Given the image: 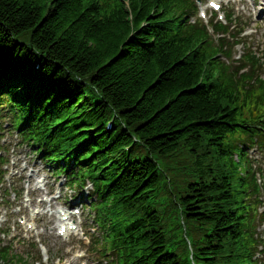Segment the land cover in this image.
Returning a JSON list of instances; mask_svg holds the SVG:
<instances>
[{
    "label": "trees",
    "instance_id": "1",
    "mask_svg": "<svg viewBox=\"0 0 264 264\" xmlns=\"http://www.w3.org/2000/svg\"><path fill=\"white\" fill-rule=\"evenodd\" d=\"M193 7L0 0V78L19 84L0 80L7 102L40 96L33 106L55 115L22 138L94 183L112 264H189L186 239L195 264H253L261 244L258 187L241 177L250 165L235 144L261 140L264 80L214 59L223 41L180 24ZM0 264H13L8 249Z\"/></svg>",
    "mask_w": 264,
    "mask_h": 264
},
{
    "label": "rangeland",
    "instance_id": "2",
    "mask_svg": "<svg viewBox=\"0 0 264 264\" xmlns=\"http://www.w3.org/2000/svg\"><path fill=\"white\" fill-rule=\"evenodd\" d=\"M231 1L238 7L239 13L233 9V12L239 16L240 22H238V27H240L242 23L249 27L248 29L253 30V28L257 27L254 25L257 21L254 18H256L258 14L254 7L264 4V0H256L254 6L249 7L244 3V0ZM230 4L228 0L223 1V9L225 10ZM236 6H234V8H236ZM207 18L208 16L206 15V19ZM252 35L251 38L246 40L248 46L262 53L264 56V30L258 29ZM241 53L242 47L239 46L235 49L234 57ZM252 153L253 152H251V154ZM7 158H9L10 161V166H8L9 171L17 176L15 177V185L10 181L11 186L8 192L12 194V198L16 191H21L20 201H11V198L9 199V207L17 205L21 209L20 213H18L19 209L14 207L13 212L15 214L18 213V215L22 214L16 219L13 218L9 223V237L7 240L12 238L10 242L15 253L20 255L22 253L29 254V258L24 259L27 260V264H93V257L88 252L86 243L81 242L82 234L85 233V228L88 226L85 219L83 218L82 221L84 224L78 223L79 227L75 233L57 238L58 236L56 230L53 229V224H57L58 222L55 217V211L57 207L60 206L62 199L56 200L55 193L50 196L48 194L50 189L47 188L48 186L53 187L54 182L50 179L48 181L44 177L38 179L39 171H43V169L40 166L35 168L31 160V155L22 153L21 149L12 148ZM43 172L46 174L45 171ZM19 179H23V182L20 184L18 183ZM7 187L9 188L8 184ZM63 192L66 194V200H68V196L71 194L70 191L64 189ZM6 212L7 210L3 206H0V225H2L7 218ZM84 214H87V211H84ZM40 216H44V218H40ZM15 222L19 223L21 226L19 227ZM52 229L54 231H52ZM88 231L92 232L87 228L86 232ZM35 240L45 241V243H47L48 250L51 252V258L42 259L40 255V261L36 262L38 257L30 255V249L27 245V243L29 244Z\"/></svg>",
    "mask_w": 264,
    "mask_h": 264
},
{
    "label": "bare ground",
    "instance_id": "3",
    "mask_svg": "<svg viewBox=\"0 0 264 264\" xmlns=\"http://www.w3.org/2000/svg\"><path fill=\"white\" fill-rule=\"evenodd\" d=\"M26 82H28V80L26 81ZM32 82V81H31ZM28 84H30V83H28ZM55 242V241H54Z\"/></svg>",
    "mask_w": 264,
    "mask_h": 264
}]
</instances>
